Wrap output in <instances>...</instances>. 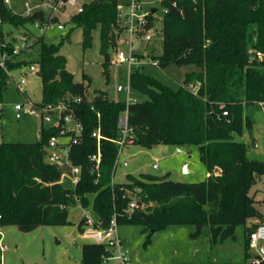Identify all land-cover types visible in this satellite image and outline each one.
<instances>
[{
  "label": "trees",
  "instance_id": "obj_1",
  "mask_svg": "<svg viewBox=\"0 0 264 264\" xmlns=\"http://www.w3.org/2000/svg\"><path fill=\"white\" fill-rule=\"evenodd\" d=\"M120 0H91L72 21L83 29V45L92 43V31L101 27L105 66L110 60L107 34L116 23ZM163 53L153 56L158 66L195 64L198 71L188 73L178 86H172L142 66L131 74V84L147 96L142 101L113 100L107 92L87 93L91 77L76 81L67 69V58L60 53L64 40L46 42L43 35L26 30V40L39 44L37 55L18 58L13 53L15 39L0 42V53L11 58L0 67V103L13 70L37 63L42 80V97L36 105L69 101L83 122V139L72 146L70 157L81 167V179L74 186L60 181L61 170L49 162L44 153L56 129L43 126L39 139L31 142L0 143V241L7 225L31 231L40 225H64L69 222V208L93 206L95 216L108 223L122 213L135 195L139 207L130 217L119 216V224H141L156 232L171 225H194V236L207 228L213 241L234 237L236 227L244 229L242 261L165 262L162 264H253L250 262V234L262 219L251 189L264 175V160L250 157V143L242 140L253 133L255 112L264 101V0H162ZM255 3L254 8L250 7ZM44 17L41 12L30 16L15 13L0 0V21L26 28ZM104 73L110 76L108 69ZM26 94V92H25ZM128 113L133 144L152 148L156 144H196L207 167L205 180L176 182L150 174H127V181H113L118 158L114 139L121 130L119 119ZM99 128L101 162L96 168L89 156L97 151ZM153 202L154 205H150ZM84 217L79 223L84 227ZM249 220L251 221L248 224ZM1 246V245H0ZM104 244L86 242L82 260L45 264H102ZM40 264V263H34ZM259 264H264V260Z\"/></svg>",
  "mask_w": 264,
  "mask_h": 264
},
{
  "label": "rangeland",
  "instance_id": "obj_2",
  "mask_svg": "<svg viewBox=\"0 0 264 264\" xmlns=\"http://www.w3.org/2000/svg\"><path fill=\"white\" fill-rule=\"evenodd\" d=\"M91 0H78L77 4L67 2L63 10L57 12L59 20L65 28L57 26L41 30L34 25L20 28L9 22L0 21V42L15 39L16 46L21 50L18 58H27L38 54L40 45L32 46V39L26 40L24 32L43 35L46 42L57 43L64 40L60 53L67 58V69L74 74L76 81H84V74L91 77L87 93L91 97L96 91H105L113 100H127L125 92L117 91V85L127 86L129 83V69L125 63L117 61V50L128 52L127 39L129 35L117 24L107 34L111 45L108 46L110 60L105 66V56L101 38V27L98 25L92 31V43L88 47L83 45V29L72 21L78 7ZM122 1V0H120ZM13 12L22 14L25 10L24 0H12L8 5ZM147 8H157L154 26L151 29V41H142L139 44L142 69L155 74L162 81L178 86L187 77L188 73L198 71L195 64H170L161 68L156 64L153 56L163 53L162 20L165 12L162 0H150L144 4ZM255 3L250 7L254 8ZM26 37V38H25ZM27 45L24 49L23 44ZM27 49V50H26ZM1 58V53H0ZM29 64L23 68L13 70L8 81L7 89L2 99L0 113V143L1 142H31L39 139V124H43V114L21 113L15 109V103H24L27 97L34 103L41 101L42 80L37 73H32ZM110 72L109 78L104 73ZM24 75L28 83L25 86L26 94L21 91L17 82ZM132 97L138 101L147 99V96L138 93L132 88ZM255 140L245 135L242 140L250 143L248 155L264 160V111L255 112L253 128ZM67 141L68 138H63ZM257 141V144H255ZM182 151L178 152L177 148ZM154 164L158 167L155 168ZM185 164H187L185 170ZM207 167L201 159V149L196 144H156L146 148L138 144L126 145L117 163L113 181L124 183L127 174L140 176L150 174L159 179H168L176 182H198L207 177ZM256 207L264 215V175L260 176L251 189ZM150 205H154L153 202ZM95 215L92 205L85 207L73 206L69 208V222L64 225H40L31 231H22L16 225H7L3 228V239L0 246V264H34V263H68L82 260V245L89 242L79 229V223L84 214ZM256 222H264L255 219ZM250 220L248 224H250ZM244 229L243 225L236 227L235 236L224 241H213L207 228L200 235L194 236V225H171L170 227L150 232L141 224L122 222L119 224V233L124 248L128 250L133 264H162L165 262H207V261H242L244 259Z\"/></svg>",
  "mask_w": 264,
  "mask_h": 264
},
{
  "label": "built area",
  "instance_id": "obj_3",
  "mask_svg": "<svg viewBox=\"0 0 264 264\" xmlns=\"http://www.w3.org/2000/svg\"><path fill=\"white\" fill-rule=\"evenodd\" d=\"M7 5L12 3V0H4ZM150 0H122L117 5L116 22L124 30V34L129 35L127 43L129 45L128 52L124 50H117V61L125 63L129 69V83L127 86L122 84L117 85V91L125 92L127 94V102H135L137 99L132 97L131 74L137 67L142 66L139 51V44L142 41H151L153 33L151 29L154 26L155 12L157 8H147L144 6L145 2ZM67 2L77 4L78 0H24L25 10L22 13L24 16H30L35 12H41L44 20H37L34 26L41 30L53 28L57 26L59 29L65 28V25L60 22L57 12L63 10ZM83 5L78 7V12L83 10ZM165 11H167L165 9ZM27 47L26 43L23 48ZM21 50L15 46L14 54H18ZM11 58L7 52L1 53L0 67H5L6 60ZM158 64V60H156ZM32 73H37L39 66L33 63L29 66ZM28 83L27 78L22 77L17 82L18 88L25 93V86ZM79 97H74L69 101H61L56 104H48L39 108L29 97L24 103L16 102L15 109L19 113H33V108H37V112L43 114V126H50L56 129V133L49 138L48 144L45 147L47 152L46 158L49 162L55 164L61 170L60 181H69L76 186L81 179V167L73 163L70 157V151L73 145L78 144L83 139V122L75 114V110L71 104L79 102ZM260 106L264 111V101H261ZM2 110V103H0V113ZM119 128L121 135L114 139L118 147L117 163L120 161V155L126 145L133 144L132 128L128 122L127 111L121 115L119 119ZM92 136L97 138V151L92 153L89 158L94 163L96 168L101 162L102 152L100 148V141L103 135L100 129L93 131ZM68 138L63 141V138ZM181 152V147L177 148ZM53 155V158H50ZM157 168L158 165L154 164ZM130 197L127 206L122 213H115L108 223H104L102 219L97 216H91L88 213L84 214V227L81 233L89 239V242L104 244L106 251L102 254V264H133L132 259L127 249L124 248L123 240L119 233V216L130 217L133 211L138 208L139 202L135 195L127 190ZM78 206L85 208L78 199ZM2 233V232H1ZM2 240V239H1ZM2 248V243L0 241ZM251 258L250 262L259 264L264 260V222H260L256 229L250 234Z\"/></svg>",
  "mask_w": 264,
  "mask_h": 264
},
{
  "label": "water",
  "instance_id": "obj_4",
  "mask_svg": "<svg viewBox=\"0 0 264 264\" xmlns=\"http://www.w3.org/2000/svg\"><path fill=\"white\" fill-rule=\"evenodd\" d=\"M33 112L36 113L37 112V108L34 107L33 108ZM255 144H257V141H255ZM44 153H45V155L47 154L46 151H44ZM50 158H53V155H50ZM186 166H187V164H185V166H184L185 167V170H187Z\"/></svg>",
  "mask_w": 264,
  "mask_h": 264
},
{
  "label": "crops",
  "instance_id": "obj_5",
  "mask_svg": "<svg viewBox=\"0 0 264 264\" xmlns=\"http://www.w3.org/2000/svg\"><path fill=\"white\" fill-rule=\"evenodd\" d=\"M27 50V49H26ZM1 59V58H0ZM20 114V113H19ZM42 127H43V124H39V136H40V131H41V129H42ZM207 175H208V173H207ZM252 220H254V221H257V220H255V219H252ZM259 220V219H258ZM3 231V230H2ZM2 239H3V234H2ZM3 247V246H2Z\"/></svg>",
  "mask_w": 264,
  "mask_h": 264
}]
</instances>
